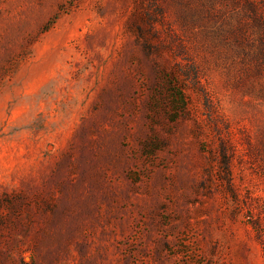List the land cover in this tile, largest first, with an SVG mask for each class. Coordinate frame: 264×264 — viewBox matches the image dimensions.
<instances>
[{"label":"rangeland","instance_id":"374dc122","mask_svg":"<svg viewBox=\"0 0 264 264\" xmlns=\"http://www.w3.org/2000/svg\"><path fill=\"white\" fill-rule=\"evenodd\" d=\"M235 27L0 0V264H264V44Z\"/></svg>","mask_w":264,"mask_h":264},{"label":"trees","instance_id":"16d2710c","mask_svg":"<svg viewBox=\"0 0 264 264\" xmlns=\"http://www.w3.org/2000/svg\"><path fill=\"white\" fill-rule=\"evenodd\" d=\"M227 3H232L235 7L236 27L235 35L239 39L246 37L250 38L252 33L257 34V38L264 44V6L263 2L258 3L252 0H224ZM259 27L257 31H250L252 27ZM244 39V38H243ZM253 227L259 231L257 224H253Z\"/></svg>","mask_w":264,"mask_h":264}]
</instances>
